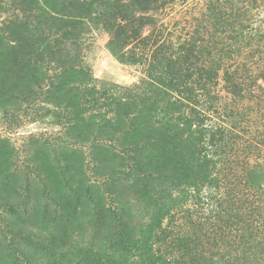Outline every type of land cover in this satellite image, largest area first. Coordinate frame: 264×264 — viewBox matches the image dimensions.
I'll list each match as a JSON object with an SVG mask.
<instances>
[{
  "label": "rangeland",
  "instance_id": "374dc122",
  "mask_svg": "<svg viewBox=\"0 0 264 264\" xmlns=\"http://www.w3.org/2000/svg\"><path fill=\"white\" fill-rule=\"evenodd\" d=\"M223 1L0 0V264H264V50L224 32L264 0Z\"/></svg>",
  "mask_w": 264,
  "mask_h": 264
},
{
  "label": "trees",
  "instance_id": "16d2710c",
  "mask_svg": "<svg viewBox=\"0 0 264 264\" xmlns=\"http://www.w3.org/2000/svg\"><path fill=\"white\" fill-rule=\"evenodd\" d=\"M47 1L50 2L49 6H53V5L60 6L57 0H45V2ZM75 1H80V0H75ZM82 1H85V0H82ZM95 1L98 3H101L103 0H95ZM226 1L227 0L223 1L222 4L227 9ZM78 3H82V2H78ZM252 3L256 5L257 0H252ZM256 8H258L257 5H256ZM252 14L253 13H249V10L246 8H242L236 13L226 12V20L224 22V30H225L224 32L230 33L229 36H230V39H232L233 46L237 47L240 50L244 49V47L248 48V46H251V44L255 45V47L258 49L264 50V28L262 27V25H264V10L262 11V15H261L262 25L257 26L255 24V22L252 19ZM223 16L224 15H222V18ZM66 18L69 19L67 16ZM69 22L70 20L67 21V23ZM179 38H182V37H179ZM117 44H118L117 39H113L110 42L111 49H114V47ZM128 53L129 51H123L122 55H125V56L129 55ZM202 69L205 70V73H207L208 70L210 69L209 70V73H210L212 70V66L206 65V66H203ZM182 94H184V92H182ZM175 96H177L176 99H174L175 103H178L177 101H180V99L182 98L185 99V97H183L181 94L179 95V93L176 94ZM207 113L208 111L205 108L202 109L201 111H196L195 113L197 115L196 120L189 119V120H186L185 123L188 125V127H192V125L196 126L197 132H200L208 140L207 141L208 147L214 149L213 156L214 155L217 156L218 155L217 149L219 148V144H222L220 145V147L223 149L222 151H224L225 147L228 145V143L227 144L225 143L227 136H232L234 133L230 126L227 127L224 124L212 123L214 121H210L209 124H204L205 123L204 115H207ZM114 120H115V117H114ZM119 127H120L119 125L115 126V130L118 129ZM205 150L207 151L208 149L205 148ZM210 162L214 163V160L208 159L206 155L204 158L199 157L197 159V163H200V170L207 171ZM181 165H184V164L181 163ZM147 247H148L147 254L149 253V256H148L149 258H147L148 264H167L166 257L156 256V255L154 256L152 255V253H150V250H153V245L150 242L149 244H147Z\"/></svg>",
  "mask_w": 264,
  "mask_h": 264
}]
</instances>
